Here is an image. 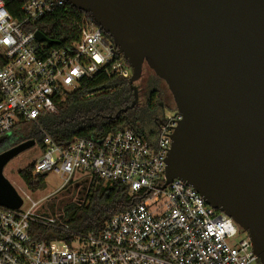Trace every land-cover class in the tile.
<instances>
[{
  "label": "built area",
  "instance_id": "obj_1",
  "mask_svg": "<svg viewBox=\"0 0 264 264\" xmlns=\"http://www.w3.org/2000/svg\"><path fill=\"white\" fill-rule=\"evenodd\" d=\"M67 5L28 0L15 17L0 0V138L54 113L66 93L102 69L130 78L131 69L111 39L88 14L71 17ZM60 10L70 28L65 40L37 41L36 24ZM181 118L176 112L147 137L123 129L66 146L44 138L33 178L54 173L64 179L61 189L96 178L125 186L133 204L97 232L74 231L61 214L31 200L27 210L0 206V264L257 263L247 236L237 240L238 226L196 190L177 179L161 189L170 136Z\"/></svg>",
  "mask_w": 264,
  "mask_h": 264
},
{
  "label": "water",
  "instance_id": "obj_2",
  "mask_svg": "<svg viewBox=\"0 0 264 264\" xmlns=\"http://www.w3.org/2000/svg\"><path fill=\"white\" fill-rule=\"evenodd\" d=\"M88 14L127 61L128 85L148 67L181 120L170 136L164 189L180 180L246 233L264 264V0H65ZM39 42L57 44L41 33ZM11 136L1 137L0 143ZM36 144L0 153V206L22 200L5 165Z\"/></svg>",
  "mask_w": 264,
  "mask_h": 264
},
{
  "label": "trees",
  "instance_id": "obj_3",
  "mask_svg": "<svg viewBox=\"0 0 264 264\" xmlns=\"http://www.w3.org/2000/svg\"><path fill=\"white\" fill-rule=\"evenodd\" d=\"M26 1L28 0H4V3L8 12L17 17L20 6ZM65 8L73 18L82 15V12L68 5ZM67 13L60 10L44 17L36 24L37 30L48 39L65 40L70 28L62 18ZM105 69L91 78L81 80L78 87L66 93L54 113L41 115L35 122L24 125L23 137L13 145L34 140L42 151L44 138L51 139L59 146H66L76 138L98 140L108 133L123 129H131L144 137L151 135L152 128L160 122L157 114L163 109L154 85L147 83L145 90H149L145 91L144 103H137L132 109L123 112L133 101L128 80L108 74ZM4 149L0 146V152ZM32 170L33 163L19 173L31 191L40 188L46 176L33 178ZM82 185L81 202L65 206L66 214L63 217L74 231L97 232L113 215L125 211L133 204L125 186L105 184L96 178H91L88 184ZM54 206L55 204L52 205Z\"/></svg>",
  "mask_w": 264,
  "mask_h": 264
},
{
  "label": "rangeland",
  "instance_id": "obj_4",
  "mask_svg": "<svg viewBox=\"0 0 264 264\" xmlns=\"http://www.w3.org/2000/svg\"><path fill=\"white\" fill-rule=\"evenodd\" d=\"M40 33V32H39ZM152 81V82H151ZM147 83L154 85L155 89L158 92V97L160 98L163 109L157 114L158 121L166 122L176 113L175 105L172 99V96L167 89L164 82L156 78L153 72L148 67H143L142 75L139 81L135 83V86L138 88V101L137 103H144L145 101V91L148 92L149 88L146 89ZM24 126L21 127L22 130ZM20 131L15 133L12 137L17 141L20 139L22 134L25 132ZM157 130V126L152 128V132ZM10 135H7L9 137ZM41 157V149L36 143L33 147L22 152L12 160H10L3 169V176L10 182L14 187L17 194L22 200V210H27L30 207V200L33 202H38L45 207V209L51 214H61L63 217L66 214L65 206L70 203H80V195L76 198L74 197L76 192L82 188L81 180L72 181L67 184L65 188L61 189L64 184V179L59 175L54 173L47 174L43 178V182L40 188L36 190L28 189L22 179L20 178V171L26 168L29 164L35 162ZM25 193L28 196V199L24 196ZM74 198V199H73ZM52 207V205H54ZM246 238V233L241 232L238 235L237 240ZM255 264H260L259 262Z\"/></svg>",
  "mask_w": 264,
  "mask_h": 264
},
{
  "label": "flooded vegetation",
  "instance_id": "obj_5",
  "mask_svg": "<svg viewBox=\"0 0 264 264\" xmlns=\"http://www.w3.org/2000/svg\"><path fill=\"white\" fill-rule=\"evenodd\" d=\"M16 142V140L12 137L10 138L9 140H4L3 142L0 143V146H2V148H5L3 151L7 150V149H10L11 147L15 146L13 145V143ZM1 151V152H3ZM0 152V153H1ZM84 187H82L83 189ZM77 196H75L76 198Z\"/></svg>",
  "mask_w": 264,
  "mask_h": 264
},
{
  "label": "crops",
  "instance_id": "obj_6",
  "mask_svg": "<svg viewBox=\"0 0 264 264\" xmlns=\"http://www.w3.org/2000/svg\"><path fill=\"white\" fill-rule=\"evenodd\" d=\"M12 136H13V135H12ZM12 136H11L10 138H12ZM10 138H9V139H10ZM9 139H6V140H9Z\"/></svg>",
  "mask_w": 264,
  "mask_h": 264
}]
</instances>
